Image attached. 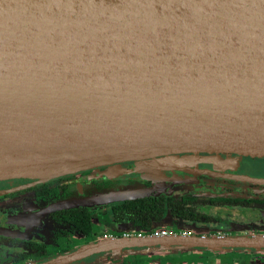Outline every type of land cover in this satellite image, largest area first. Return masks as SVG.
Returning a JSON list of instances; mask_svg holds the SVG:
<instances>
[{"label":"water","instance_id":"obj_1","mask_svg":"<svg viewBox=\"0 0 264 264\" xmlns=\"http://www.w3.org/2000/svg\"><path fill=\"white\" fill-rule=\"evenodd\" d=\"M200 151L264 156V0H0V179Z\"/></svg>","mask_w":264,"mask_h":264},{"label":"flooded vegetation","instance_id":"obj_2","mask_svg":"<svg viewBox=\"0 0 264 264\" xmlns=\"http://www.w3.org/2000/svg\"><path fill=\"white\" fill-rule=\"evenodd\" d=\"M199 237H264V156L181 152L158 177L124 160L0 179V264H264V247L149 244Z\"/></svg>","mask_w":264,"mask_h":264},{"label":"rangeland","instance_id":"obj_3","mask_svg":"<svg viewBox=\"0 0 264 264\" xmlns=\"http://www.w3.org/2000/svg\"><path fill=\"white\" fill-rule=\"evenodd\" d=\"M223 259H225V260H232L233 259V257L232 256H226L225 258H223Z\"/></svg>","mask_w":264,"mask_h":264}]
</instances>
